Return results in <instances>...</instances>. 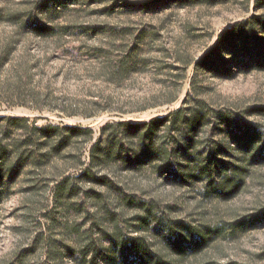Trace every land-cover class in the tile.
Returning <instances> with one entry per match:
<instances>
[{"label": "rangeland", "instance_id": "1", "mask_svg": "<svg viewBox=\"0 0 264 264\" xmlns=\"http://www.w3.org/2000/svg\"><path fill=\"white\" fill-rule=\"evenodd\" d=\"M256 1L0 0V118L95 133L3 179L0 264H94L93 251L98 264H264V68L231 57L221 77L196 68L226 30L264 14ZM43 25L54 34L33 31ZM133 48L141 63L116 75ZM187 98L185 113L203 101L208 116L191 157L174 165L185 181H168L157 164L95 170L120 191L79 178L104 124L163 117ZM19 136L0 121V145L13 152L5 167ZM65 176L78 189L68 196L66 184L58 198Z\"/></svg>", "mask_w": 264, "mask_h": 264}, {"label": "trees", "instance_id": "2", "mask_svg": "<svg viewBox=\"0 0 264 264\" xmlns=\"http://www.w3.org/2000/svg\"><path fill=\"white\" fill-rule=\"evenodd\" d=\"M256 2L257 9L264 5V0ZM33 31L47 37L54 34L55 30L51 26L43 25L35 26ZM259 34L264 35V14L254 15L226 30L220 35L215 46L198 61L196 68L201 67L212 75L221 77L228 74L230 65L227 57H231V61L238 62L246 70L252 67L263 69L264 42L259 38ZM134 51L133 48L127 56L117 61L116 75H121L130 67L141 63ZM175 100L176 97L171 98L167 103ZM187 102L188 98L178 109L146 122L119 121L104 124L98 139L89 151V162L80 164L82 168L79 178L120 191V187L110 181L107 174L99 175L96 171L109 166L110 163L121 165L128 170H140L144 164H157L160 174L168 175L166 178L168 181L175 180V177L179 182L185 181V177L190 173L174 170V165L181 160L188 161L191 157L190 150L194 146V136L208 116L205 112L207 104L203 101L199 109L192 110L189 114L185 113L184 106ZM225 117L221 113L216 116L221 123L230 126V121L225 120ZM0 121L10 123V127L21 132V137L17 139L20 144L15 150L16 158L10 166L5 167L4 164L11 160L12 150L0 145V185L5 177L13 179L23 170L46 165L53 157L61 155L64 151H73L79 138L83 137L88 142L94 141V130L89 127L52 122L37 125L36 121L29 124L30 120L27 117L0 118ZM179 123L180 126H177ZM163 129L167 131L168 146H157V138ZM23 145L26 151L19 152ZM70 180L69 176H65L59 182L56 193L58 198L63 195L61 191L66 187H68L66 188L68 196L76 193L77 184L69 183ZM66 184L69 186L65 187ZM99 255V251H93L91 261L94 264H98Z\"/></svg>", "mask_w": 264, "mask_h": 264}]
</instances>
